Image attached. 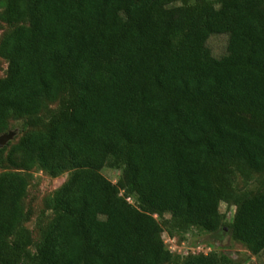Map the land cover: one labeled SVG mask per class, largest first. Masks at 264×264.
Returning <instances> with one entry per match:
<instances>
[{"label": "trees", "instance_id": "16d2710c", "mask_svg": "<svg viewBox=\"0 0 264 264\" xmlns=\"http://www.w3.org/2000/svg\"><path fill=\"white\" fill-rule=\"evenodd\" d=\"M0 264H231L167 234L264 251V0H0ZM227 36L220 58L207 47ZM59 106L46 121L49 104ZM117 168L116 183L104 177ZM68 174L25 226L33 170ZM264 184V180L262 181ZM134 203H133V202ZM235 207L231 221L220 204Z\"/></svg>", "mask_w": 264, "mask_h": 264}, {"label": "rangeland", "instance_id": "374dc122", "mask_svg": "<svg viewBox=\"0 0 264 264\" xmlns=\"http://www.w3.org/2000/svg\"><path fill=\"white\" fill-rule=\"evenodd\" d=\"M1 12L2 10L0 8V14ZM6 30H8V28L0 22V39ZM227 41L228 38L224 34L213 35L209 38L207 47L214 57L220 58L226 53ZM6 68V62L0 58V78L5 76ZM58 106V103L49 104L47 106L41 114L42 123L39 128L46 125V121L51 114L56 111ZM27 130H30V128L27 127L25 120L10 121L7 133H12V139L7 145L16 143ZM1 169L0 167V172ZM101 173L112 183H116L121 175L119 169L112 167L104 168ZM32 175L24 200V208L25 210L30 209L32 211V219L27 222L25 226L30 230L32 235L36 237V225L38 221L46 222L51 216L45 206L46 198L52 195V193L63 184L68 174H64L58 178H50L42 171L35 169ZM263 180V175L255 176L253 180L249 182H245L241 178H236L234 187L237 190H256L260 185L264 188V184H262ZM220 212L226 216V221L229 222L234 215L235 207L226 202H222L220 204ZM157 220L162 224L164 229L162 237L165 245L174 255L185 256L188 254H208L215 252L217 254H226L230 258L231 264H264V251L257 256L251 255L244 246L232 240L227 229L215 234L191 229L186 234L169 236L166 232L168 227L166 222L170 220V216L165 215L163 219L157 218Z\"/></svg>", "mask_w": 264, "mask_h": 264}, {"label": "water", "instance_id": "95a60500", "mask_svg": "<svg viewBox=\"0 0 264 264\" xmlns=\"http://www.w3.org/2000/svg\"><path fill=\"white\" fill-rule=\"evenodd\" d=\"M11 139H12L11 132L0 135V149L5 147Z\"/></svg>", "mask_w": 264, "mask_h": 264}]
</instances>
